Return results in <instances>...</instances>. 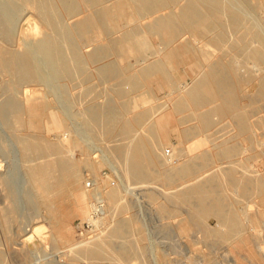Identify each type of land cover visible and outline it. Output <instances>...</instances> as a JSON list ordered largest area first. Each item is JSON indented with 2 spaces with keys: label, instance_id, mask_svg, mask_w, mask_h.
I'll return each instance as SVG.
<instances>
[{
  "label": "bare ground",
  "instance_id": "obj_1",
  "mask_svg": "<svg viewBox=\"0 0 264 264\" xmlns=\"http://www.w3.org/2000/svg\"><path fill=\"white\" fill-rule=\"evenodd\" d=\"M181 1L0 0V82L7 84L6 88L13 91V95L0 99V114L5 119L9 116L14 117L18 129L23 125L25 129L33 130L32 133L25 131L26 133L16 135L15 145L18 149L15 150V158L17 165L24 163L26 168L24 171L39 192L42 203L47 205L46 208L49 207L52 212L51 208H55L56 198L68 194L74 200L76 211L85 215L86 220L92 210L91 195L99 198L102 196L116 202L120 199L119 195L124 187L113 180L112 187L106 190L103 187L105 179L97 174L94 178L95 187L85 188L83 185L85 174L74 166L70 158V151L83 140L82 135L77 133L75 135L72 132L69 139H47L44 129L49 125L45 122V116L52 103L47 100L48 97L39 95L40 91L37 90L39 93L37 94L35 89L27 86L38 84L45 79L40 63L41 56L44 57L42 60L49 61L48 65L52 63V71L62 88L65 87L67 80L78 73H89L87 69H90V64L91 70L100 79L107 82L110 79L114 80L109 86L113 92L102 104L96 102L88 104L83 112L81 111V115L84 116V123L89 130L95 133H99L100 130L107 131V137L110 139L107 144L108 151L118 159L124 176L128 179L127 188L130 189L135 183L152 184L157 180L167 186L180 181L181 183L177 182L175 189L173 187V190L167 189L166 194L162 196L167 195L169 203L170 201L175 203L176 209H173L175 211H178L179 207H185L182 211L185 215L177 220L176 224L182 235L189 234L194 228L200 230L203 238L208 241L214 240L222 244H231L238 240L246 242L248 225H254L253 229L255 225L258 226L255 211L250 213L247 212V208H243L244 206H239V202L232 197L229 189L235 188L234 191L239 197L245 199L254 198L257 194L261 198L258 202V212L264 215V171L260 173L256 171L257 173L253 174L249 172L255 170L249 172L242 170V174L239 175L238 167L242 166L241 169L243 167L245 169L247 166L246 160H238L236 157L239 145L234 142L228 143L227 140H217L230 123L234 130L237 129L245 136L243 138L249 139L251 143L254 141L256 144L264 143L260 138V132L264 130V116L256 115L258 111L256 108L249 109L240 104L243 97L249 98L250 103L256 98L264 97V20H259L255 15L245 11L246 7L255 9L257 2L263 0ZM167 8L169 11H163ZM25 11L32 14L26 17ZM23 16L30 26L33 37L29 36L28 39L24 37V47L21 48L15 46L13 42L17 36V25ZM29 29L26 31L29 32ZM187 33L190 35H186ZM153 37L159 39V47L154 45ZM90 45L93 46L89 47ZM87 46L89 48H86ZM185 54H192L195 58L192 66L195 75L190 80L178 81L172 72V68L175 67L172 64L173 59ZM150 55L155 58L149 59ZM125 56L135 58L138 66L133 61L120 65L116 59ZM152 79H159L162 84L172 89L169 102L165 101V104L163 101L164 109L166 107L168 109H163L159 115L156 114L157 109L154 113L151 107H147L129 116V112L136 110V105L143 103L138 102L140 99L135 103L134 93L141 89L145 90L148 80ZM256 81L258 85L254 94L243 93L246 84L252 86ZM19 87L21 88L16 92ZM143 95L142 97L136 95L137 99L148 96ZM151 113L154 116H151ZM150 116L152 122L149 120ZM50 120L51 128L59 129L66 122V117L53 113ZM219 122L223 124L214 129L213 126ZM212 128L214 131L211 132ZM169 129L179 133L183 146L169 142ZM197 134H203L202 139L211 141L209 143L217 148V152L210 153L206 151L207 149L205 151L199 149L207 145L201 146L204 142H201L202 144L196 141L188 142ZM3 143L0 146L5 149ZM167 144L172 148L170 154L167 153ZM197 149L202 152L196 153ZM262 152L264 153V148ZM1 153L2 151L0 187L7 192L11 203L0 211L4 215L5 227L8 228L10 225V229L12 225L9 214L19 210L17 202L21 195L17 190L19 182L14 171L13 175L8 171L11 164ZM223 158H226L229 165L216 162L219 169L216 170L214 166L215 170L212 173L202 177L205 174L200 173L201 171H205L212 162ZM91 161L89 158L84 162L94 166ZM97 162L102 165V158ZM17 165L16 169L20 168ZM192 179L194 181H191ZM153 185L145 186L150 189L148 195L151 199L156 198L152 192L154 188H151ZM117 206L120 212L128 211L130 208L125 201L119 202ZM169 207L163 203L161 211H173L168 210ZM105 215L109 216L108 213ZM211 215L218 217L221 226L219 229H213L206 224V219ZM118 218L112 219L101 234L82 240L64 238L59 234L57 239L67 242L68 249L64 255H59V261L61 262V259L64 261L57 263L55 260L54 264H78L79 259L76 261V258L97 260L105 258L111 260V264L112 262L130 264L134 258H139V255H142L139 248L143 247H136L137 238L136 242H129L127 238L129 234L134 233L140 241V236H143L142 226L133 215L131 218ZM23 231L27 234L26 237L10 238L11 240L7 238L6 240H10L7 244H17V247L20 244L25 248L28 240L33 239L35 234H38L42 241L46 240L48 234L41 224L32 225L30 229L25 226ZM260 231L258 229V232ZM20 250L18 252L22 251ZM3 258L4 255L0 252V263L6 261ZM68 259L72 261L75 259L78 263L67 261ZM176 261L172 260L174 264L179 263Z\"/></svg>",
  "mask_w": 264,
  "mask_h": 264
},
{
  "label": "rangeland",
  "instance_id": "obj_2",
  "mask_svg": "<svg viewBox=\"0 0 264 264\" xmlns=\"http://www.w3.org/2000/svg\"><path fill=\"white\" fill-rule=\"evenodd\" d=\"M181 2H183V0ZM263 2L260 1L259 2L260 4L257 2V4L255 5V9H252L251 7H246L245 11L247 13L255 15V17L258 18L259 20L260 19L264 20V3ZM176 8L178 9V6ZM167 10L169 11L168 8L166 10L164 9L163 11L166 12ZM24 14L27 17L32 13L25 11ZM26 23H27L26 18L23 16L22 19L19 20V24L17 25V31H16L17 36H16L15 42H13L15 43V46L23 48L24 47L23 42L25 38L28 39L30 37H33V35L30 33V29H29L30 26L28 25V23L27 24ZM42 27L43 29L45 28L44 26ZM28 29H29V32L26 31ZM186 35H190V33H187ZM152 41L156 47H159L160 41L158 38L153 37ZM92 46L93 45H90L89 47H92ZM89 47L87 46L86 48H89ZM152 56L153 55H150L149 59L155 58L154 56L153 57ZM41 57L44 58L43 56ZM42 58H41L40 63L42 66V70L45 74V79L42 80L38 84H30L27 87L28 88L32 87V89L36 90L37 94L40 93L39 95L46 96V98L48 97L47 100H49L50 103H52L50 104V107L46 110L45 122L47 125H49V127H45L44 135L49 140H57L60 138L69 139L71 137L72 132L75 133V135L77 134L80 136L82 135L83 140H80L79 143L75 145L73 149L70 151V158L74 166L76 168H79L85 174L84 179H83V185H85V188H87L86 187L87 179H89L90 177L95 178V175L97 174L101 176V178L105 179L103 183V187L106 190L112 187V182L114 181L119 182L124 187V189L122 188V191L119 195L120 199H118V201L113 202V201H110L108 198H105L106 208H107L106 214L108 213L109 216L106 217L105 215L104 217V229L103 230H105V227H108L110 225V223L113 221L112 219H114L115 217L116 218L118 217L119 218H131L132 215L136 219V221H138L137 223H139L142 226L143 236L142 237L140 236V239H141L140 241H139V238L134 235V233H131V235L129 234L127 238L129 239V242L130 241L136 242L135 239L137 238L138 242H136V247L137 248L143 247V249L139 248L142 251L140 252V254L142 255L141 256L139 255V258H134L133 261L130 262V264L131 263L133 264H163V263L164 264H174L173 262H177L176 260H178L179 262L177 264H185V263L186 264H211V263L212 264H218V263L219 264H223V263L224 264H264V215H261L258 212V208H259L258 202L261 201V198L257 194L254 196V198L250 197L249 199H245L244 197H239V194H237L234 191L235 188H231L233 191L229 189V192L232 195V197L233 198L235 197L236 200L239 202V206L241 205V206H244L243 208H247V212L255 211V218L258 221V226L255 225V229H253L254 225L253 226L252 224L248 225L247 227L248 230H247V233L245 234V238L247 239L246 242H242L238 240L231 244H227V243L222 244V243H216L214 242V240L208 241L203 238V234L200 230H196L194 228L191 229L189 234L182 235L179 232V229L176 224L178 223L177 220L179 221L185 215V214H182L183 213L182 211L183 209H185V207H179L178 211L177 210L175 211L173 210V209H176L175 203L172 201H170L169 203V199L166 197L167 195H164L165 198H167V200L164 198V196H162L163 194H166L165 191L167 189L173 190V188L177 186V182L178 183H181V182L177 181L176 183H174V185L171 184L170 186L168 185L169 186L168 187L167 185L163 184V182H161L160 180L159 181L157 180L156 182H152V184L150 182L149 183H135L130 186L131 187L130 189H128L126 186L128 179L125 178L124 173L122 171V167L120 163L118 162V159L113 157L111 153L108 151L107 144L110 139L107 137L108 136L107 131L100 130L99 133H95L89 130L86 124L84 123L85 118L83 115H81L83 112V109L88 104H91L92 102L93 103L96 102L98 104H102L103 102H105V100L110 96L109 94L113 92V89H111L109 86L113 84L114 80L110 79L107 82V81L100 79L96 75V73L91 70L92 67L89 64L90 69H87L89 73L87 72H82L83 74L78 73L71 79L67 80V82L65 83V87L62 88L60 87L59 79L54 76V73L52 71L53 69L52 63L48 65L49 61L45 59L46 60L45 62V60L44 59L42 60ZM132 58L133 57L129 58L128 56H125L122 58L119 57L116 60L118 63H120V65L122 64L125 65L127 61H133V62L136 61L135 58L133 59ZM194 63H195V58L192 54H185L183 56L174 58L173 63H172L175 66L174 68H172L174 78L178 81H180V79L181 81L192 79L195 75V72L192 67ZM135 65L138 66V63L135 62ZM5 78H8V76H5ZM56 80L58 81L56 82ZM0 84H1L0 85L1 87L0 88V99H4L7 95H10V94L13 95V91L9 90L8 87L6 88L7 84H4L2 82H0ZM257 85H258L257 81L252 86L251 84L250 85L246 84L244 88L245 92L243 93L247 92L248 94L249 93L254 94L256 92ZM20 88L21 87L17 88L15 91L18 92L17 90ZM37 90L38 92L39 91L40 92L38 93ZM145 90L141 89V91H137L134 93L140 97L144 96L143 94H147L148 96H145L144 97L145 99L144 98L142 99L140 97H138L137 99L136 95L133 97L135 99V103H137L136 101H138L139 99L140 100L138 102L143 101V103L136 105L135 107L136 110H134L133 112H129L128 113L129 116H133L137 111L145 109L147 107H151L154 110V111L152 110L154 113L156 112V109H157L156 114L158 113L159 115L162 114L161 111H163L165 107V105L163 104V101L164 103L165 101H167V103L169 102L168 99H170L171 97L170 93L172 89L169 86L162 84L161 80L152 79V80H148V86L145 87ZM140 92H143V93L141 94ZM144 102L146 103L144 104ZM150 102L151 103L153 102V103L151 104ZM251 103H250L249 98H244V97L240 101V104L243 107L249 108V109L256 108V110H258L256 115L264 116V105H263L264 97L258 98V99L256 98L253 101L252 105H248ZM160 107H161V110H160ZM165 109H168V108L166 107ZM53 113H56L58 115L62 114V115H65L66 117V122L59 129L51 128L50 123L52 122V120L50 119L53 116ZM67 113L69 116L67 115ZM152 113H151V116L154 114ZM0 116L2 117V118L0 117V144L4 142L3 145L5 148L3 149V146L2 147L0 146L1 147L0 151H2L3 154L2 153L1 154L3 155V157H5L11 164L10 167L8 168L9 169L8 171H11V174L10 172H8V174L13 175L12 171H14V175H16L17 182H19L17 184V190H18V193H20L19 195H21V197L19 196V200L17 202L19 205V210H17L16 212L14 211L10 213L9 215L11 217L8 215V217L11 218L10 224L12 226L10 227V229H12L13 231L9 229L10 225H8V228L5 227L4 215L1 214L2 211H0V214H1L0 215L1 217L0 219V231H1L0 232L1 234L0 235V252H2V254L4 255L3 260L4 259L6 260L1 263L2 264H5V263L6 264H10V263L11 264H29V263L30 264H33V263L34 264H39V263L48 264V263L53 262L54 264L55 260L56 262L60 260L59 255H62V254L64 255L66 250L68 249L67 242L62 241L59 238L57 239V236L59 234L64 236V238L66 237L72 238L73 240H76V241L80 240V238L81 240L86 237L88 238L91 235L93 236L94 234L92 233L89 227L83 224V222L85 221V217H84L85 215L76 211L74 200L68 194H62L56 198L55 208H51L52 212H50L49 207L48 209L46 208L47 205L42 203V199H41L39 192L36 190L35 186L29 180V177H27L28 175L24 171L26 170L25 165H23L24 163L22 162L20 165H17V160L15 158L16 157L15 150L18 149L15 145L17 143L16 135L24 133L25 131L28 133H32L33 130L31 129L27 130L25 129L23 125L21 128L18 129V127L15 125L14 117L9 116L7 119H5L1 114ZM151 116L149 118L150 122L153 121V119H151ZM222 124L223 122L221 123L219 122L215 124L213 128L215 127L214 129H216ZM213 128L211 129V132L214 131ZM227 129L225 132H222L224 134H222L217 141L227 140L228 143L234 142L235 144L239 145V151L236 157L238 158V160H246L247 166H245V169H243L244 167L241 169L242 166H239L238 174L241 175L243 172L242 170L247 171V172L255 170V172H249L253 174L257 173L256 171H258V173L263 172L264 171V153L262 152V148H264V143L260 142L256 144L255 141L251 143L249 139L243 138L245 136L240 134L237 129L234 130V127L230 123L227 125ZM230 129H232V131H230ZM263 131L264 130L260 132L261 134L260 138L264 140ZM168 135L170 139L169 142H172V143L174 142L173 144L177 143L178 146L179 145L183 146V143L181 145V142H180L181 138L177 131L173 129H169ZM201 136H203V134H197L196 136L194 135L192 139L188 140V142H195V141L198 143L204 142L203 144L201 143L202 144L201 146H203L204 144H207V145H204L203 146L204 148L199 147V149L201 150L203 149L202 151H205L207 149L206 151L210 153L215 152V151L217 152V148L215 149V147H213L212 144H210L211 141L206 140L204 138L202 139ZM179 142L180 144H178ZM166 146L172 149L171 147H169L171 146L170 144H167ZM259 146L261 148H257ZM199 149H197L198 152L196 153L202 152ZM260 152L263 154H261ZM89 158H91L92 160L91 162L94 164L95 167L93 165H89L84 162L86 159H89ZM101 158H102V163H103L102 165L98 164L97 162ZM216 162H218V164L220 163L225 166L229 165L226 158H223L220 161L212 162L210 166L205 168L206 169L205 171L200 172V173H203V175L205 174V176H202V177H206L207 175L212 173V171L215 170L213 168L214 166L216 167V170L219 169L217 167L218 164ZM15 165H17L20 168L17 167L18 169H16ZM191 181H194V179H192ZM109 185L111 186L109 187ZM146 185L147 187L149 185H153L151 186V188H154L155 191L153 189L152 192L155 193L156 195L155 196L156 198H152L154 200H152L150 196L148 195V191L150 189H147V187H145ZM154 186H156L157 188ZM1 187H0V210L3 207L5 208V206L7 205L9 206L11 203L10 197H7V192H5L4 189L2 190ZM28 193H29V196H27ZM23 197L24 198L27 197V198L24 199ZM90 200H91V203L93 204V201H95V197L91 195ZM122 201H125L126 203H128L130 207L128 211H125V212L119 211L117 204ZM163 203L167 207L170 206L168 210L171 209L173 211L162 212L161 205ZM171 204L174 206H172ZM17 220H18V223H17ZM2 222H3V225H2ZM218 222H219L218 217L215 215H211L206 219V224L213 229H216V228L219 229L221 227ZM39 224L44 225L45 233H48L45 241L44 240L42 241L38 237V234H35V237H33V239L28 240V243L27 245H25L26 246L25 248H22L20 244H19V247H17V244H14V245H11V243L10 245L7 244L11 240L10 238L20 239L21 237L22 239L23 236L27 235L23 231L25 226L26 228L30 229L32 225L36 226ZM258 229H260L261 231L258 232ZM7 231L8 233H6ZM12 233L15 234L14 237ZM30 233H33V232L31 231ZM7 238H9L10 240L9 241L6 240ZM19 249H21L22 251L20 250L21 252H18ZM32 249H34V251ZM24 251L26 253H24ZM4 253L6 254L8 253V254L6 255ZM27 254H29L28 256L30 259L28 258ZM5 256L6 257L9 256V257H7L6 259ZM52 258H56V259H52ZM8 259L10 260V262ZM48 259L50 260V262H48L49 261ZM78 259H79L78 262L82 264L84 263L85 264H101V262L102 264H111L110 262L111 260L109 259L106 260L105 258L103 259L99 258L98 260L95 258H87V259L86 258H76V261ZM90 259L91 260L93 259L95 261L93 260L91 261ZM73 260L74 261L68 259L67 261H70L73 263L76 262L75 259ZM212 260L213 262H211ZM62 261L64 260L61 259V262L59 261V263H62ZM112 264H115V263L112 262Z\"/></svg>",
  "mask_w": 264,
  "mask_h": 264
},
{
  "label": "built area",
  "instance_id": "obj_3",
  "mask_svg": "<svg viewBox=\"0 0 264 264\" xmlns=\"http://www.w3.org/2000/svg\"><path fill=\"white\" fill-rule=\"evenodd\" d=\"M167 153H171V149L167 148ZM86 187L88 189H93L95 187V180L90 177L86 181ZM101 198V199H100ZM95 196V201L93 202V207L90 216L83 222L87 227H89L94 234L93 236L100 234L104 229V217L106 214V202L104 197ZM83 225V226H85ZM92 235L90 237H93Z\"/></svg>",
  "mask_w": 264,
  "mask_h": 264
}]
</instances>
